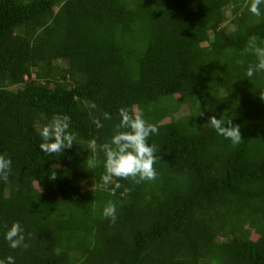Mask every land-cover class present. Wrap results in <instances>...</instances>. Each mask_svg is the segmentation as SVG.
<instances>
[{
	"label": "trees",
	"instance_id": "obj_1",
	"mask_svg": "<svg viewBox=\"0 0 264 264\" xmlns=\"http://www.w3.org/2000/svg\"><path fill=\"white\" fill-rule=\"evenodd\" d=\"M249 2L0 0V155L12 162L0 179V259L264 264V72L247 78L258 61L242 54L252 37L264 47V5L257 18ZM122 107L158 127L148 142L160 158L155 180L113 177L111 195L101 146ZM224 114L238 145L207 123ZM63 115L79 144L50 156L39 131ZM109 201L115 224L102 214ZM13 222L26 250L4 238Z\"/></svg>",
	"mask_w": 264,
	"mask_h": 264
},
{
	"label": "clouds",
	"instance_id": "obj_2",
	"mask_svg": "<svg viewBox=\"0 0 264 264\" xmlns=\"http://www.w3.org/2000/svg\"><path fill=\"white\" fill-rule=\"evenodd\" d=\"M261 5L264 0H251L249 12L257 17H262ZM252 53L257 58V63L250 64L246 70L245 76L251 78L258 71L264 72V47L259 46L257 38H250L242 54ZM242 62V61H241ZM260 98L264 100V90L260 91ZM92 108L96 105L92 104ZM199 114L203 115L202 112ZM105 120H110L111 115L108 112L103 113ZM119 123L114 126V133L111 139L104 143L101 148L105 154L104 168L105 174L102 176L103 183L101 188L115 195L116 189L120 188V183H115L114 187L108 185L112 178L131 179L134 183L142 181H151L157 178V171L154 167L158 158L157 148L148 142L152 134H158V127L149 123L143 118L142 113L136 109L120 108ZM97 127H102L100 120H94ZM218 135L231 141L232 145H238L242 141L240 126L232 123V118L227 114L208 118L207 122ZM227 125V126H226ZM39 135L42 142L39 149L48 155L60 154L66 148H71L73 143H78L76 133L70 131V117L68 115L55 116L50 124L45 125ZM90 149L95 153L96 145L93 141ZM87 169H94L98 161L93 155L86 159ZM12 162L10 158L0 155V179L7 180L11 172ZM50 179L56 178V173L49 175ZM127 191V189H126ZM103 217L115 224L116 204L109 201L103 209ZM4 238L12 249H27L29 245L25 242L23 228L19 222H13L11 227L7 228ZM0 264H15V258L11 255L6 259H0Z\"/></svg>",
	"mask_w": 264,
	"mask_h": 264
},
{
	"label": "rangeland",
	"instance_id": "obj_3",
	"mask_svg": "<svg viewBox=\"0 0 264 264\" xmlns=\"http://www.w3.org/2000/svg\"><path fill=\"white\" fill-rule=\"evenodd\" d=\"M248 4H250V2H249ZM236 10H237L236 13L241 12V10H243V5H242L241 7H239V8H237ZM224 16H225V18H224V19H225V20H224V23H227L226 21L229 20V17H228V16H232V11H231V7H230V6H227V7L224 8ZM222 24H223V23H222ZM230 24H231V23H230ZM223 27L229 29V28H232V25H226V26L223 25ZM59 63H60L61 66H66V65H65L66 60H64V59H62L61 61H59ZM175 116H176V114H175V115H172L171 118H174Z\"/></svg>",
	"mask_w": 264,
	"mask_h": 264
}]
</instances>
